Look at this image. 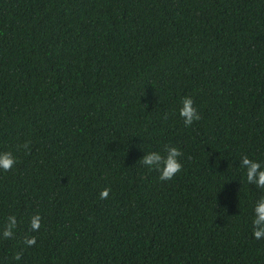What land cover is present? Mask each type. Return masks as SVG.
<instances>
[{
  "label": "trees",
  "instance_id": "16d2710c",
  "mask_svg": "<svg viewBox=\"0 0 264 264\" xmlns=\"http://www.w3.org/2000/svg\"><path fill=\"white\" fill-rule=\"evenodd\" d=\"M166 146L161 181L140 159ZM4 151L0 264H264L240 167L264 165V0H0Z\"/></svg>",
  "mask_w": 264,
  "mask_h": 264
},
{
  "label": "clouds",
  "instance_id": "9594fccd",
  "mask_svg": "<svg viewBox=\"0 0 264 264\" xmlns=\"http://www.w3.org/2000/svg\"><path fill=\"white\" fill-rule=\"evenodd\" d=\"M179 115L183 119L186 126H191L194 122L201 119L198 109L194 106V100L191 96H185L181 100ZM30 142H25L22 147L29 148ZM166 154L158 151H151L144 155L140 160L142 164L150 170L154 169L160 173L161 181L172 180L179 173L183 164L181 157L182 151L175 146H166ZM17 163V158L12 151L0 152V170L4 172L11 171ZM240 167L245 170L246 180L249 184H255L257 188L264 189V165L261 162L250 158L248 155H243L240 159ZM111 189L104 188L99 193L100 199L104 200L109 197ZM42 217L39 213L34 214L30 219V227L33 232L41 228ZM18 227L17 217L10 215L2 230V237L7 240L15 235V229ZM252 231L254 238L259 240L264 238V197H261L255 202L253 208ZM37 239L35 236H25L23 243L28 246L36 245ZM15 260L22 259V253L17 252Z\"/></svg>",
  "mask_w": 264,
  "mask_h": 264
}]
</instances>
